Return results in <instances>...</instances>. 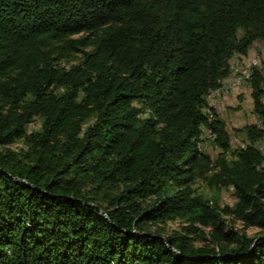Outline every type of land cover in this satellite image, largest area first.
I'll return each mask as SVG.
<instances>
[{
  "label": "trees",
  "instance_id": "obj_1",
  "mask_svg": "<svg viewBox=\"0 0 264 264\" xmlns=\"http://www.w3.org/2000/svg\"><path fill=\"white\" fill-rule=\"evenodd\" d=\"M255 42L264 0H0V264H264L262 70L244 147L207 100Z\"/></svg>",
  "mask_w": 264,
  "mask_h": 264
},
{
  "label": "rangeland",
  "instance_id": "obj_2",
  "mask_svg": "<svg viewBox=\"0 0 264 264\" xmlns=\"http://www.w3.org/2000/svg\"><path fill=\"white\" fill-rule=\"evenodd\" d=\"M254 55H259L260 62L258 65H255L252 62V58ZM254 67L261 69L264 77V42H255L251 50L249 51V54L247 55L246 59H239L235 57L230 63L231 75L228 78H230V80H236L239 78V76L244 77L246 73L250 74ZM242 82L243 81H241V83ZM235 87H233L231 91H222L220 95H225L229 92H232L233 90H235ZM239 97L241 98L232 101L231 104H229V107H225V116H222L223 120L226 123L227 131L229 132L231 139V146L233 149L244 147L247 144L244 134L238 131V129L247 125L256 124L258 121L256 116L249 112V109L252 106L249 98L243 97V94ZM222 98L220 100H222ZM218 99L219 97L215 99L214 103H212L211 105V107L215 110L217 109V105L220 102V100L218 101ZM39 129L40 122L36 120L33 124L27 127V132L30 133ZM256 146L264 153V139L258 142ZM11 147L17 149L22 147V144L21 142H18L17 144ZM201 150L204 153L208 154L212 159H215L219 154V150L213 145L212 141L210 140V136L207 133H204L202 136ZM193 189L197 195H201L207 198H212L215 196L218 199V203L221 207H233L236 202V199L233 195V190L231 188L222 189L219 192L212 191L204 183L197 182L193 186ZM182 226L183 223H180L178 220L170 221L163 225V232L165 235H169L173 231H177L179 233L182 232ZM235 227L242 229V226L238 223H235ZM202 231L204 234H206L208 232V229H202ZM244 231L249 236L258 235L260 233L259 230L256 228H249L245 229ZM201 233L202 232H200L199 234L201 235ZM198 240H200V238ZM196 243L199 246L202 244V241Z\"/></svg>",
  "mask_w": 264,
  "mask_h": 264
},
{
  "label": "crops",
  "instance_id": "obj_3",
  "mask_svg": "<svg viewBox=\"0 0 264 264\" xmlns=\"http://www.w3.org/2000/svg\"><path fill=\"white\" fill-rule=\"evenodd\" d=\"M243 94V97H248L251 104H252V100L250 97L251 94V89L249 87V85H244L240 88H238L235 91L229 92L227 93L222 100H220V102L217 105V113L220 114L219 116L222 118V116H225V107H229L232 101H234L235 99H240L241 97H239L240 95ZM212 103H214V100H212L210 102V107L212 105ZM249 112L252 113V106L249 109ZM253 114V113H252ZM223 119V118H222Z\"/></svg>",
  "mask_w": 264,
  "mask_h": 264
},
{
  "label": "bare ground",
  "instance_id": "obj_4",
  "mask_svg": "<svg viewBox=\"0 0 264 264\" xmlns=\"http://www.w3.org/2000/svg\"><path fill=\"white\" fill-rule=\"evenodd\" d=\"M247 72H248V71H247ZM238 73H239V72H238ZM233 78H234V77H233ZM240 78H241V79H240ZM249 78L251 79V72H250V74H247V73H246V74L244 75V77H243V76H242V77L239 76V78L236 79V80H233V79L230 80V78L226 79V80L223 82L221 88H219V89H217V90H214V91H211V92L209 93V95H208V97H207V100H208L209 106H210V102H211L212 100L217 99L222 91H227V90H230V91H231L232 88L235 87V86H237L239 83H241V81L244 82V80L249 79Z\"/></svg>",
  "mask_w": 264,
  "mask_h": 264
},
{
  "label": "built area",
  "instance_id": "obj_5",
  "mask_svg": "<svg viewBox=\"0 0 264 264\" xmlns=\"http://www.w3.org/2000/svg\"><path fill=\"white\" fill-rule=\"evenodd\" d=\"M252 62H253V64L258 65L259 62H260L259 55H254L253 58H252ZM250 81H251L250 78L244 80V82L239 83V84L237 85V87H235V90H237L238 88H240V87H242V86H244V85H248ZM235 90H233V91H235ZM225 95H226V94H225ZM225 95H219V99H218V101H219L223 96H225ZM218 101H217V102H218Z\"/></svg>",
  "mask_w": 264,
  "mask_h": 264
}]
</instances>
